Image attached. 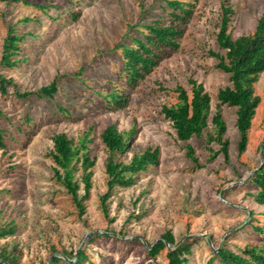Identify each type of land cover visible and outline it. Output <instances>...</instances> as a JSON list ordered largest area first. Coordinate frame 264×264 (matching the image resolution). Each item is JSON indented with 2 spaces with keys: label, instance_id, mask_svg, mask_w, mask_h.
Returning a JSON list of instances; mask_svg holds the SVG:
<instances>
[{
  "label": "rangeland",
  "instance_id": "1",
  "mask_svg": "<svg viewBox=\"0 0 264 264\" xmlns=\"http://www.w3.org/2000/svg\"><path fill=\"white\" fill-rule=\"evenodd\" d=\"M184 1L193 5V13L182 25L180 48L168 49L134 87L122 71L119 46L131 44L144 24L168 21L166 0L0 1V57L9 27L25 35L22 61L15 68L0 67L13 81L6 94L0 90V226L16 228L0 238V253H16L18 264H49L65 251L82 249L87 255L84 264H167V250L151 255L149 244L171 230L177 240L197 237L187 264H209L212 250L220 245L240 252L249 244L264 243V236L253 228L264 225V206L253 199L256 187L249 182L254 169L264 164V72L255 84L261 103L242 154L236 108L222 106L229 162L222 154L209 160V146L219 149L216 142H206L212 125L202 137L184 142L162 113L163 105L177 102L178 85L191 90L190 78L205 86L216 111L218 90L229 84L228 74L210 55L224 52L216 41L221 4L232 6L229 30L238 38L255 30L264 0ZM55 78L59 91L54 98L16 95L17 90L36 91ZM112 88L128 98L124 108L106 106L104 95ZM112 123L122 132L136 130L122 159L151 146L160 149V162L140 173L135 185L113 191L107 217L100 199L108 178V151L101 133ZM89 129L96 164L86 212L80 216L54 176L49 153L54 134L65 132L78 140ZM187 143L195 148L202 167L187 157ZM249 211L254 217L247 222Z\"/></svg>",
  "mask_w": 264,
  "mask_h": 264
},
{
  "label": "trees",
  "instance_id": "2",
  "mask_svg": "<svg viewBox=\"0 0 264 264\" xmlns=\"http://www.w3.org/2000/svg\"><path fill=\"white\" fill-rule=\"evenodd\" d=\"M8 1V0H0ZM20 1V0H15ZM171 10L168 21L164 19L153 20L139 29V35L132 36L131 44L122 43L119 47L123 52V68L127 84L134 87L146 75L150 74L162 61L168 49H179V38L183 35V24L187 23L193 13V5L184 0H166ZM42 9L45 5H40ZM221 22L216 34L218 46L224 52L210 51V55L217 59L216 67L228 74L229 84L220 88L217 93L218 103L216 111H212V97L202 83L190 78L191 90L182 85L176 87L177 102L172 105H163L162 113L172 123L178 140L188 142L193 137H202L212 125L211 132L207 133L206 142L211 145L216 142L218 150L211 152L210 161H214L220 154L225 162L230 159V140L226 137L228 125L222 113V106L227 105L236 108V127L239 132L238 151L240 154L247 150L249 143V131L253 124L257 108L261 103V97L256 93L255 84L264 72V9L257 21L255 30L247 35L234 38L229 30V23L233 8L225 3L221 4ZM77 14L74 17L77 18ZM29 21V18L26 19ZM25 35L17 33L13 27L8 28V33L3 41V50L0 57V67L15 68L22 61L19 54L21 43ZM25 59V58H24ZM12 79L6 78L0 73V90L8 92V86ZM58 80L53 79L48 85L40 87L36 91L19 92L16 95L21 99L36 96L39 98H54L58 93ZM106 106L112 110L122 109L126 106L128 98L124 93L112 88L104 95ZM61 110H67L60 107ZM31 119V118H29ZM89 129L78 140L70 138L65 132L53 135V149L49 156L52 158L55 178L64 186L72 201L78 209L80 216L86 212L85 201L91 194L93 187V167L96 157L91 154ZM136 130L122 132L116 123L109 124L101 133V139L108 151L106 162L107 190L101 195V207L108 217V200L116 188H129L136 184L140 173L160 162V149L148 147L143 151L133 153L126 160L122 159L130 150V141ZM186 155L196 167H202L196 156L195 148L187 143ZM264 159V146L262 149ZM249 182L256 187L253 199L264 206V164L257 166L250 176ZM83 190V193H81ZM254 217L249 211L250 222ZM253 228L264 236V225H255ZM16 228L13 224L0 226V238L8 234H14ZM103 235V234H97ZM106 235V234H105ZM95 237H91L94 240ZM197 237H186L177 240L171 230L166 231L152 244H149V253L156 255L162 250H167V264H187L192 254V246ZM63 256H54L49 264H84L87 259L82 249L78 253ZM0 264H18V255L3 249L0 253ZM264 264V243L249 244L240 252H236L220 245L212 250L209 264ZM88 264H95L89 262Z\"/></svg>",
  "mask_w": 264,
  "mask_h": 264
}]
</instances>
